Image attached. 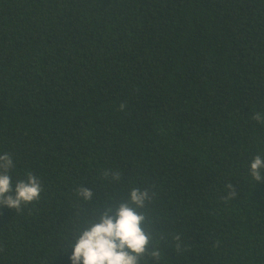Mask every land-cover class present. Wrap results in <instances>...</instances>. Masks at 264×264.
<instances>
[{"label":"trees","instance_id":"1","mask_svg":"<svg viewBox=\"0 0 264 264\" xmlns=\"http://www.w3.org/2000/svg\"><path fill=\"white\" fill-rule=\"evenodd\" d=\"M256 113L264 0H0V155L43 185L0 206V264H71L76 229L132 187L155 193L162 252L141 264H264Z\"/></svg>","mask_w":264,"mask_h":264},{"label":"clouds","instance_id":"2","mask_svg":"<svg viewBox=\"0 0 264 264\" xmlns=\"http://www.w3.org/2000/svg\"><path fill=\"white\" fill-rule=\"evenodd\" d=\"M254 119L262 121L264 116L256 113ZM14 167L11 154L0 155V206L13 208L17 213L40 200L43 185L32 172H27L26 178L16 179L13 184L10 172ZM262 170L264 158L256 155L250 162V174L256 182L264 181ZM105 177L119 182L122 173L118 169H109ZM75 192L84 201H90L93 196L92 190L84 185L77 187ZM154 196L155 193L148 188L132 187L126 199L115 206H106L98 221H88L83 227H78L69 244L72 248L71 264H141L145 257L158 262L162 255L161 247L145 227L149 219L145 209ZM173 239L177 241L179 250L180 235L175 234Z\"/></svg>","mask_w":264,"mask_h":264}]
</instances>
